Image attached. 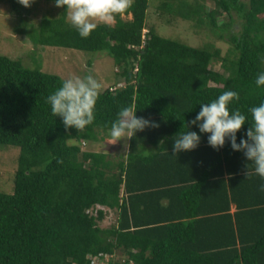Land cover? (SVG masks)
Segmentation results:
<instances>
[{
    "label": "trees",
    "instance_id": "16d2710c",
    "mask_svg": "<svg viewBox=\"0 0 264 264\" xmlns=\"http://www.w3.org/2000/svg\"><path fill=\"white\" fill-rule=\"evenodd\" d=\"M38 1L6 0L15 33L34 45L106 53L123 83L100 91L91 125L65 128L47 103L63 79L0 54V145L18 147L12 190L0 191V264H93L92 257L97 264H264V178L228 138L217 150L210 133L190 124L202 104L237 91L229 109L246 115L237 143L247 138L250 109L264 103V86L255 83L264 72V0H213L208 10L201 0H157L161 13L225 42L223 54L146 26L152 0H134L124 13L130 18L117 15L88 38L67 20L66 6L29 21ZM124 107L159 127L138 131L115 159L81 148L84 140L106 142L103 133L110 137ZM187 131L200 135L198 147L173 153ZM107 209L113 222L100 226Z\"/></svg>",
    "mask_w": 264,
    "mask_h": 264
},
{
    "label": "clouds",
    "instance_id": "9594fccd",
    "mask_svg": "<svg viewBox=\"0 0 264 264\" xmlns=\"http://www.w3.org/2000/svg\"><path fill=\"white\" fill-rule=\"evenodd\" d=\"M24 7H31L34 0H18ZM56 7L66 6L67 20L82 38H88L100 24L111 26L117 15L129 10L134 0H54ZM256 85L264 86V72L258 74ZM102 89V84L92 75L81 77L72 75L63 80L62 86L47 97L53 116L63 119L65 128L75 127L82 131L95 119V106ZM240 99L237 91L228 90L210 103L202 104L201 110L190 124L197 125L201 133H210L208 143L219 150L231 142L235 151H243L248 161L254 164V174L264 178V103L252 107L251 127L246 132V139L237 143L236 134L247 121V117L236 109L230 111L229 104ZM200 122V123H197ZM156 128L159 124L144 117H137L136 110L131 107L122 108L117 119L111 124L110 137L114 144L121 139H131L138 131L145 128ZM200 135L195 131L180 134L174 140L173 153L190 151L198 147ZM62 163V161H58ZM253 171L247 168L246 176ZM264 191V184L260 186ZM108 257V255H106Z\"/></svg>",
    "mask_w": 264,
    "mask_h": 264
},
{
    "label": "rangeland",
    "instance_id": "374dc122",
    "mask_svg": "<svg viewBox=\"0 0 264 264\" xmlns=\"http://www.w3.org/2000/svg\"><path fill=\"white\" fill-rule=\"evenodd\" d=\"M205 9L213 7V0H201ZM157 0H152L146 9L145 25H153L157 33L173 39H178L193 46H201L210 43L218 47L223 54L227 44L214 37L206 29H198L192 21L182 19L167 13H161L156 9ZM62 7H56L53 2L40 0L36 8L29 16V21L37 23L44 13L56 14ZM121 18H130V14L120 15ZM67 18V13H66ZM17 24L16 17L8 13L6 0H0V54L11 58H19L24 66L39 67L42 71L59 75L63 80L79 75L84 77L92 75L102 84V89L107 86L121 85L122 78L116 76V67L112 58L103 52L82 51L63 46H51L32 44L24 34L15 33L13 27ZM210 68L220 70L218 61H213ZM105 136L106 142L84 140L80 144L82 149L104 150L110 158L115 159L119 152L124 150L125 139L112 144L111 137ZM107 137V138H106ZM115 147L113 150H111ZM18 147L11 145H0V191L12 190V175L16 166ZM114 211L106 210L104 217L99 221L100 226H108L113 222ZM116 258V256H112Z\"/></svg>",
    "mask_w": 264,
    "mask_h": 264
},
{
    "label": "built area",
    "instance_id": "2783aa9c",
    "mask_svg": "<svg viewBox=\"0 0 264 264\" xmlns=\"http://www.w3.org/2000/svg\"><path fill=\"white\" fill-rule=\"evenodd\" d=\"M107 257L105 256V259H106ZM97 261H98V258H96V257H92V260H91V262L93 263V264H97Z\"/></svg>",
    "mask_w": 264,
    "mask_h": 264
},
{
    "label": "crops",
    "instance_id": "0c3cea01",
    "mask_svg": "<svg viewBox=\"0 0 264 264\" xmlns=\"http://www.w3.org/2000/svg\"><path fill=\"white\" fill-rule=\"evenodd\" d=\"M161 203H165V200L162 199ZM233 209H234V206L231 204V205H230V211H233ZM113 219H114V218H113Z\"/></svg>",
    "mask_w": 264,
    "mask_h": 264
}]
</instances>
